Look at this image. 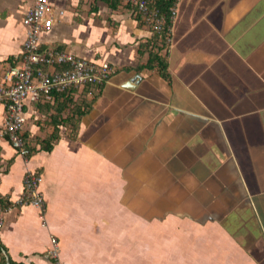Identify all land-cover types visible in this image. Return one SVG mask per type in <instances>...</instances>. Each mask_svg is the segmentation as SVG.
Here are the masks:
<instances>
[{"label":"crops","instance_id":"1","mask_svg":"<svg viewBox=\"0 0 264 264\" xmlns=\"http://www.w3.org/2000/svg\"><path fill=\"white\" fill-rule=\"evenodd\" d=\"M33 1L0 0V77ZM52 3L65 12L42 43L114 73L76 125L90 88L27 102L28 158L4 134L0 101L7 262L264 264V0H179L160 50L168 78L148 67L154 31L126 0ZM30 170L42 208L14 204Z\"/></svg>","mask_w":264,"mask_h":264},{"label":"built area","instance_id":"2","mask_svg":"<svg viewBox=\"0 0 264 264\" xmlns=\"http://www.w3.org/2000/svg\"><path fill=\"white\" fill-rule=\"evenodd\" d=\"M142 15V22L160 32L166 16L151 8L147 0H126ZM179 0L171 8V20L178 11ZM65 10L56 8L52 0H34L26 11L22 23L26 27V37L20 56L3 71L0 77V101L6 109L4 134L17 152L28 158L31 148L25 138L27 102L51 100L55 92H65L72 88H82L88 84H105L114 73L109 62L97 63L77 56L58 45L42 43V35L49 32L54 23L64 15ZM170 42V37H168ZM42 176L37 171H28L24 176V190L14 204H35L44 206L39 190ZM3 209H0L2 212ZM3 218L0 215V225ZM51 255L58 257L56 239L53 240Z\"/></svg>","mask_w":264,"mask_h":264},{"label":"trees","instance_id":"3","mask_svg":"<svg viewBox=\"0 0 264 264\" xmlns=\"http://www.w3.org/2000/svg\"><path fill=\"white\" fill-rule=\"evenodd\" d=\"M105 1H107L111 5V7L115 8L118 5V3H120L122 0H105ZM176 1L177 0H147L149 6L151 8H155L161 14H164L166 16V22H165L162 30L160 32H157V31L153 32L154 35H153L152 42L150 44L151 48L148 49L149 46L147 47V49L150 50V54H151L150 61L148 63V67H153L154 65H157L161 75L165 78L169 77L168 62H167L165 56H161L160 50L162 51V49L165 48L166 43H167V38L170 37V30H171V26L173 23L171 20L170 14H171V8L174 6ZM128 4H130V3H128ZM130 6L133 7L132 5H130ZM133 9H134V7H133ZM138 18H139V20H142L141 19L142 15L140 13H138ZM10 62H12V61H10ZM12 63H14V62H12ZM102 86H103L102 84H88L85 87H83V88H87V89L90 88L93 91L94 97L91 99V101L88 99L76 100V102L73 106L74 108H73V110H71V113H72V111H73V113L70 115V121H69L70 123H72V125H76V122H79V120L82 118V116L87 113L89 107L92 105L93 101L99 95V91H97V90H100L102 88ZM65 92H67V91H65ZM65 92H55L54 95H57L58 93L59 94L65 93ZM64 107H66V105H64ZM27 144L29 145V143H27ZM51 149H52V144L50 142L47 145V150H51ZM31 154H32V149H31ZM31 154H30V156H31ZM3 251H6V246L0 240V264H8V262H9V264H23V263L13 261L11 259H9V261L7 262V257L3 253Z\"/></svg>","mask_w":264,"mask_h":264},{"label":"rangeland","instance_id":"4","mask_svg":"<svg viewBox=\"0 0 264 264\" xmlns=\"http://www.w3.org/2000/svg\"><path fill=\"white\" fill-rule=\"evenodd\" d=\"M169 41H168V38H167V43H168Z\"/></svg>","mask_w":264,"mask_h":264},{"label":"water","instance_id":"5","mask_svg":"<svg viewBox=\"0 0 264 264\" xmlns=\"http://www.w3.org/2000/svg\"><path fill=\"white\" fill-rule=\"evenodd\" d=\"M128 84L130 85V82H128Z\"/></svg>","mask_w":264,"mask_h":264}]
</instances>
